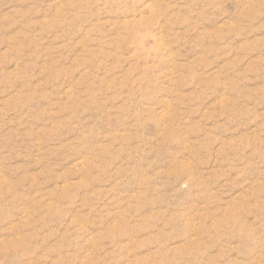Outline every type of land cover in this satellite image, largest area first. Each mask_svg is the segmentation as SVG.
Segmentation results:
<instances>
[{
  "label": "rangeland",
  "instance_id": "374dc122",
  "mask_svg": "<svg viewBox=\"0 0 264 264\" xmlns=\"http://www.w3.org/2000/svg\"><path fill=\"white\" fill-rule=\"evenodd\" d=\"M0 264H264V0H0Z\"/></svg>",
  "mask_w": 264,
  "mask_h": 264
}]
</instances>
